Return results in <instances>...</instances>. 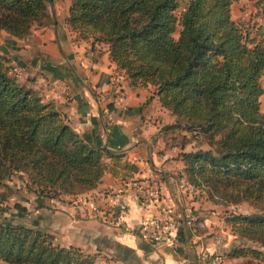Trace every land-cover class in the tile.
<instances>
[{"label":"trees","instance_id":"trees-1","mask_svg":"<svg viewBox=\"0 0 264 264\" xmlns=\"http://www.w3.org/2000/svg\"><path fill=\"white\" fill-rule=\"evenodd\" d=\"M47 1L0 0V30L25 37L53 22ZM234 1L187 0L176 13L181 0H70L66 22L92 46L104 43L130 85L153 87L176 115L165 128L204 136L208 148L179 152L184 178L216 201L255 206L226 214L233 232L254 243L228 254L264 264V23L235 20ZM252 1L263 15L264 0ZM138 170L125 151L88 143L0 53V188L20 172L43 196H75L106 172L128 179ZM8 196L0 189V207ZM96 256L39 227L0 223V264H93Z\"/></svg>","mask_w":264,"mask_h":264},{"label":"crops","instance_id":"crops-1","mask_svg":"<svg viewBox=\"0 0 264 264\" xmlns=\"http://www.w3.org/2000/svg\"><path fill=\"white\" fill-rule=\"evenodd\" d=\"M69 4L48 0L53 22L36 25L25 37L0 30V53L16 79L52 102L88 143L125 151L139 170L128 179L106 172L94 188L71 199L43 196L35 203L40 207L31 205L32 221L26 224L52 232L61 245L97 254L93 264H200V255L212 251H223L225 264H238L244 257L229 255L234 245L218 235L219 226L227 227L219 204L198 200L196 188L179 186L183 149L168 142L165 128L176 115L151 85H130L104 43L92 46L76 36L66 22ZM138 182L156 185L159 197H141ZM118 199L125 208L111 217ZM165 207L178 221L175 243H150L139 234L142 221ZM192 215L203 224L195 232L185 223Z\"/></svg>","mask_w":264,"mask_h":264},{"label":"rangeland","instance_id":"rangeland-1","mask_svg":"<svg viewBox=\"0 0 264 264\" xmlns=\"http://www.w3.org/2000/svg\"><path fill=\"white\" fill-rule=\"evenodd\" d=\"M186 2L187 0H181L180 7L176 10V13L180 12V10L186 5ZM252 6L253 7L251 8V5L248 0L235 1L232 5L233 18L239 22L264 23V14L263 15L255 14L256 8L254 7L253 4ZM250 8L251 11H249ZM174 35L175 36L178 35V30L175 31ZM101 46H105V45L101 44ZM14 71H15L14 68L10 69V65H9V72L13 74ZM260 80H261V84L263 85V93L260 96V100H261L260 106H261V110L264 111V75L261 77ZM175 120L176 118L172 120V122H174ZM168 139H169L168 141L169 143L175 144L179 149L185 148V150H190L199 147L201 148L209 147V144L206 142L203 135L199 133L196 134L194 132H189L184 129H175V130L170 129ZM5 186L9 188V196L0 207V223H10V224L23 223L27 225L26 223L32 221L31 217H33L31 215L34 209L32 208L31 205H33L35 208L40 207L38 204H40V198L43 197V195L39 194L38 191L29 188L26 183L25 177H23V175H21L20 172L13 173L10 176V178L5 181V185L0 189L3 188L5 189ZM195 188L197 189L196 196L198 197V200H201L202 202L209 201V203L212 205H214V203L219 204L218 206L221 210L220 212L222 213V214L220 213V215L226 216V214H229L232 205L235 206L234 208L237 213L238 212L249 213L256 209L255 206L248 200H240L236 203L224 204L222 202L216 201L214 198L209 196L208 191L204 187H195ZM73 196L74 195H61L60 197H55V198L64 197L65 199H69V198L71 199L74 198ZM44 197H48V196H44ZM15 203L21 204L22 206H24V209H21L20 207H16ZM218 228H219L218 235L220 236L223 235L221 236V238L222 239L224 238L225 241H229L228 247H231L232 245L238 246L242 244L249 246L254 245V243L248 238L236 235L229 224H227V227L225 225H222V227L219 226ZM230 233L235 234L236 236L229 235Z\"/></svg>","mask_w":264,"mask_h":264},{"label":"built area","instance_id":"built-area-1","mask_svg":"<svg viewBox=\"0 0 264 264\" xmlns=\"http://www.w3.org/2000/svg\"><path fill=\"white\" fill-rule=\"evenodd\" d=\"M117 93L118 100H122L121 90L116 87L114 90ZM179 186L182 188H195L186 179L180 178ZM136 189L141 197H154L157 198L160 195L159 189L151 182L136 184ZM116 209L109 214L118 215L124 210L125 206L121 200H116ZM235 206H231L230 212H236ZM105 214V213H104ZM185 223L191 228L193 232L197 231L203 226L202 222L196 216H188L185 219ZM178 230V221L172 214L171 207H165L159 213L148 216L142 221L139 229L140 236L150 243L154 244H174ZM200 264H225L224 255L219 251H212L200 255Z\"/></svg>","mask_w":264,"mask_h":264}]
</instances>
